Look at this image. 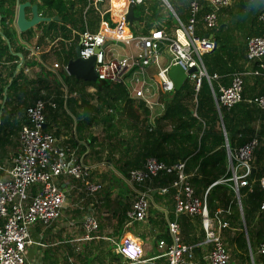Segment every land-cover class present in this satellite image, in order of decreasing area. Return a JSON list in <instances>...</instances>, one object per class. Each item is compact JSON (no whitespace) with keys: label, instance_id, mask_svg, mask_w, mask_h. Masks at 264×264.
<instances>
[{"label":"built area","instance_id":"1","mask_svg":"<svg viewBox=\"0 0 264 264\" xmlns=\"http://www.w3.org/2000/svg\"><path fill=\"white\" fill-rule=\"evenodd\" d=\"M98 1V0H95ZM145 0H125L121 18L126 23L125 7L129 2L134 5ZM200 0H188V17L182 23L177 18V24L172 32L164 27L151 28L145 34L131 36L112 35L107 32V24L95 31L84 28L78 33L79 56L86 58L93 56V70L95 79L109 83H117L124 87L128 98L137 100L147 109L154 106L163 107L161 96H168L174 91L172 79L168 75L171 63H178L183 67L185 78L192 82L197 90L201 80L205 79L209 85L214 103L226 108L242 99L243 71L231 75L227 85L217 84L214 93L210 80L217 79L215 73L208 74L201 60V54L214 46V41L207 35L198 36L194 33ZM208 8L201 15L204 29L211 28L216 22V11L219 6L226 5L230 0H204ZM121 8V9H122ZM258 19L264 27V7L258 14ZM109 27V25H108ZM106 28V29H105ZM104 29V30H102ZM111 39H109V38ZM132 40L137 49L135 53H120L108 50L107 44L124 45ZM245 57L248 61H256L258 68L252 74H264V32L247 38L245 43ZM26 57L36 54L38 49L34 45H26ZM166 51V52H165ZM162 52L169 58L162 59ZM53 63V67H57ZM189 67L194 70L187 72ZM65 69V65H63ZM247 102L258 107L264 117V96L254 95L246 99ZM195 102V98H193ZM51 106L54 103L48 102ZM45 101L35 98L23 108L24 121L17 131L18 149L8 159V165L0 168L4 174L0 175V264H25L24 251L31 243L28 229L35 223L49 225L56 220L72 189L77 188L85 194L91 195L101 184L89 180V169L81 158H74L57 148V136L43 129L45 123ZM192 114L195 106L192 104ZM257 145V138L250 136L245 142L232 150L225 145L227 167L230 176L219 178L218 182L231 181V188L238 199L239 186L250 188L249 174L252 171L251 160L253 149ZM158 173L173 174L169 186L161 187L162 192L172 188L175 217L166 220L168 241L159 238L156 241L160 255L164 256L165 264H193L194 251L199 249V257L203 264H228L229 254L218 230L225 228L228 223L224 219L216 220L208 212L206 193L209 185L201 195L194 194L185 172L184 161L176 160L166 164L156 158L146 157L141 166L127 170L122 180L133 192L130 207L125 215L128 220H143L150 201V189L139 188L145 181H149ZM72 177L78 183L73 186L61 185L59 178ZM258 184L264 192V175L259 177ZM258 211L264 222V197L258 203ZM220 213V209H216ZM198 216L203 231L201 241L184 242L180 238L179 226L176 221L178 214ZM81 225L84 237L88 238L97 228L96 218L90 208L83 214ZM126 263L143 261L142 249L139 244L124 240L115 247ZM256 253L261 257L260 264H264V236L256 247Z\"/></svg>","mask_w":264,"mask_h":264},{"label":"trees","instance_id":"2","mask_svg":"<svg viewBox=\"0 0 264 264\" xmlns=\"http://www.w3.org/2000/svg\"><path fill=\"white\" fill-rule=\"evenodd\" d=\"M17 1L25 0H0V58L17 59L16 55L11 53L14 51L21 53L25 59L28 48L24 43L30 42L34 28H36L38 33L33 43L37 47L45 44V37L70 38L72 42L61 60H59L61 56L55 51L38 54L41 61L50 54L56 56L61 63L60 67H62L70 57H73V48L77 43L78 33L83 30L80 16L86 4L85 0H27L29 3L37 5V11L41 15L51 18L21 32H17L13 25ZM167 2L180 19L186 18V0H167ZM176 2L179 3V11L176 9ZM140 5L143 6V10L135 8L133 13L142 23L143 30L158 24L161 20L169 25L171 14L167 10L168 15L163 18V14L160 12L161 0H156V2L145 0ZM263 6L264 0H230L228 4L219 6V14L234 8V18L230 22H223L219 19V23L215 22L213 27L203 30L211 34L214 40V46L201 54L206 72L209 75L217 74L219 84L222 85L228 84L233 73L244 72L242 99L228 108L219 105V110H217L205 79L201 80L197 90H194L192 83L185 80L179 89L174 90L168 96H161L163 110L153 119V125L150 127L146 122L147 108L141 102L132 105L120 84L97 79L83 81L84 85L94 86L95 91L92 98L94 97L95 101L90 103L81 97L79 101L81 109L77 112L78 114L75 113V109L70 107L71 101H75V99L68 95L57 96V110L58 108L60 110L64 105L74 111V113H70L74 116L76 139L79 137L77 130H83L92 125H101L102 135L98 139L99 148L105 151V163L113 167L120 175L124 176L127 170L141 166L144 159L149 156L166 164H171L179 159L183 160L185 172L195 194L200 195L209 185L206 193V205L209 212L212 213L216 207L224 209L229 206L232 209L229 223L234 225L233 222L238 221L237 235L234 240L237 247L242 249L238 256L242 257L244 253V258L247 260L246 242L243 232L240 230V221L237 218L238 211L236 198L231 188L232 183L231 181L218 182L217 180L230 176L226 163L225 145L232 150L250 136H255L257 145L252 152L251 166L253 170L249 174L251 186L250 188L239 186L237 191L248 235V244L250 247L257 244L264 234L258 211V203L264 197V192L258 184L259 177L264 175V127L260 125L259 129L255 130L252 121L257 118L260 123L264 124V117L262 111L254 104L247 102L246 99L254 95L264 96V74H252V70L258 68L256 61H250L248 68L245 66V61H248L245 57V43L248 37L264 32V27L258 19V13ZM28 9L29 7H25L24 10L28 11ZM94 10L93 7H88L83 11V15L87 12L93 15L89 21V25L92 27L96 25ZM205 10L206 8L202 5L197 12L196 23L201 21V15ZM53 16H56V19H52ZM71 28L78 31V33H74L75 37L70 36ZM204 32L195 28V33L198 35ZM5 39L9 43V48ZM27 59L37 61L36 58L29 57ZM34 60H25V63L31 65ZM262 61L264 62V55ZM41 67L43 68L42 65ZM45 72L43 74L39 72L36 77L28 80L33 86L37 85L38 94H40V88H49L44 80L48 71ZM249 75L253 77L251 88L246 87V76ZM15 82L16 80L12 79L9 87H13ZM210 83L216 93L215 82L210 80ZM69 90L73 89L67 87V93ZM29 91H33V89L30 88ZM193 98H195V102H193ZM192 104L195 106V115L192 114ZM105 109L108 110L105 111ZM167 125L168 128H166ZM12 131L13 129L5 127L4 117L0 116V145ZM95 141L96 137L92 135L86 139L88 146H92L93 142L97 143ZM111 174L116 180L124 183L119 176L113 172ZM172 178L173 174L158 173L150 181L144 182L138 187L156 190L169 186ZM169 191L171 190L169 189ZM158 199L159 196L155 191L152 200L158 203ZM146 217L148 218V212ZM177 221L184 240L193 242L201 238L202 231L196 219H190L181 214ZM159 237H165L168 240L164 233L155 236L154 240ZM195 252L199 253L198 248Z\"/></svg>","mask_w":264,"mask_h":264},{"label":"crops","instance_id":"3","mask_svg":"<svg viewBox=\"0 0 264 264\" xmlns=\"http://www.w3.org/2000/svg\"><path fill=\"white\" fill-rule=\"evenodd\" d=\"M103 1L104 0H98V1L85 0L86 4L82 9V13L80 16L81 24L83 27L82 29L87 28L89 30L95 31L101 27V24L103 25L104 23H106L107 32L112 35H121V34L126 35L130 33L131 36H134L136 34H145L151 28H160V27H164L167 31L172 32V30L175 28L177 24V18L182 23H184L188 17V0H186L187 16L184 19L185 21H183L176 15V13L174 12V10L171 8L170 5L168 7L162 1L165 4L164 6L166 10L170 12L171 17H173L174 19L172 25H167L163 20H161L158 24L156 25L154 24L150 28L143 30L142 23L139 21L138 26L136 25L133 26L135 33L132 34V32L129 31L128 25H130L132 23V20L134 18H137V16H135L133 13L134 17L131 19V21H128L125 18L127 20V22L125 23L122 20L121 11L123 10L122 7L124 6L125 0H121L122 2H120L119 0H106L107 6L102 9L100 7V4ZM154 1L156 0H148V2H154ZM113 2H115L116 5H114ZM199 5H200L199 9H201L202 5L206 9L208 8L204 0H200ZM88 7L90 8L93 7L95 9L94 13L96 15V25L94 27L89 25V21H87L85 15H83V11L86 10ZM36 9H37V5H36ZM124 10L126 14L127 6L125 7ZM37 12L39 15H41L39 11ZM234 13H235L234 8L228 9L226 11H222L220 14L218 9L216 11V22L219 23V19L223 22H230L234 18ZM24 14L25 17L27 18L30 17L31 15L30 8L28 9V11L24 10ZM42 16H46V15H42ZM91 18H93V15L91 16ZM118 23H121V31H113ZM35 25H32L31 27H34ZM195 28L199 29L201 32H204L203 31L204 28L201 21L196 23ZM37 33H38V29L34 28L33 37L31 38L30 42L24 44L34 45L33 42ZM74 33H78V31L75 28H71L70 36L71 37L74 36ZM194 33H195V29H194ZM201 35L202 36L207 35L213 40L211 34H208V32H204L202 34H199L198 36ZM59 41H63V42H59ZM70 41H71L70 38L64 39V38H60L59 36H56L54 38L45 37L44 40L45 44L41 45L40 47L38 46L36 54L29 56L31 58H36L38 62L35 61L34 59H27L29 57L27 58L25 57L24 59L21 53H20L21 57L16 56L17 59L0 58V116L4 117L5 127L7 129L10 128L13 129L12 133H10L7 136V138L3 140L4 142L0 145L1 146L0 165L2 167L8 165L9 157L12 154H14L15 151L18 149L17 131L19 125L24 121V115L22 110L24 106L30 104L35 98H41L45 101L44 110H45L46 120L43 125V129L47 131H51L57 136V142H56L57 148L63 149L64 153L70 154L74 158H81L83 162L86 165H88L87 166L88 168H92L90 169V171L95 170L99 166H104V164H107L104 161V157L103 158L99 157V155L104 152V149L102 150L99 148V144H98L99 140L95 141L97 143L93 142L92 146L91 145L88 146L86 142V139H88V137L90 136L89 127L80 130V132L78 131L79 137L76 139V134L74 133V123L72 122L71 119L65 120L62 111H60L61 109H68V108L63 105L60 110L59 108L57 110V96L59 95L61 96L63 95V97L68 95L69 97L75 99V101L72 100L70 103V107L72 109H75V111L76 109L78 110L81 109L79 106V101L81 97H83L85 100H87L90 103H94L93 102L94 99L92 98L95 91L94 86L84 85V83H82L80 85H77L78 88L76 89L73 85H71V89L73 90H69L67 93L66 85L63 84L62 80L57 75L56 69L58 70V68H60L61 63L56 59V56L50 54L43 61H41L38 57L39 53H43L47 51H49V53L51 51H55V53H58L59 56L64 57L65 52L67 51L68 47L71 44V43L69 45L66 44L65 46L64 43ZM76 44H78V39ZM53 58H55L56 60L50 64V59ZM168 58L169 55L167 53L164 55L163 53L162 59L167 60ZM25 60L26 61L34 60V62L31 65H27L25 63ZM54 62L58 64L57 67H53ZM250 63H251L250 61L249 62L245 61V66L248 68V65ZM41 65L43 66V68L41 67ZM45 71H48V74L46 78L44 77V80L49 85V88L48 89L40 88L39 90L40 94H38L36 90L37 85L33 86L32 83L29 82L28 80L36 77V75H38L39 72H42L43 74ZM12 79H15L16 82L13 84V87L10 88L9 86ZM185 80H188L190 83H192L188 78H185L184 81ZM252 80H253L252 75H249L248 77L246 76V87L251 88ZM213 81L216 84V92H217V84L219 83V79L218 78L213 79ZM30 88H32L33 91H29ZM130 101L132 102V105L136 104V102H139L133 99H130ZM48 102L54 103V106H51ZM218 108L217 110H219ZM156 109L157 111L154 112ZM162 110L163 109L161 107H156L155 109H147L150 115L148 119L151 125H153V121H154L153 119L156 116H158V114H160ZM69 114L71 115L70 112ZM252 125L255 130H258L260 125L264 127V124L260 123V121L257 118H254V120L252 121ZM90 152L96 154L95 158H91V156L88 155ZM226 163H227V157H226ZM112 169L114 170L113 167ZM111 172H113L114 174H116L121 178L120 174L115 170ZM3 174H4L3 169L0 168V175ZM102 175H104V173ZM58 181L61 185L64 184V186H70V185L75 186L78 183V181L73 179L72 177H67L63 179L59 178ZM95 181L99 182V180H95ZM101 187L91 195L85 194L82 190H79L78 187L73 188L72 195L68 198L66 205L62 208V212L56 220H54L52 223L46 226L40 223H35L29 227L28 233L31 239V243L26 246L24 251L25 264H165V258L164 256L160 255V252L156 246L157 239L159 238L165 239V237H159L156 240H154V237L164 233L169 239L167 233L166 220H170L175 217L173 211L174 199H173L172 188L169 187L164 192H162L161 187L156 190L150 189L149 191L150 201L147 208L148 218L146 217L147 216L146 213V216L143 220H128L125 215V211L127 208L130 207L133 198L130 199L131 201L130 202L128 197H126L124 194L122 197L121 196L122 193L115 185L107 186L108 189L107 191L104 192H101ZM169 189L171 191H169ZM155 191L159 196L158 203L152 200V195ZM130 192L132 194V197H134L131 189ZM163 195H167L170 199L167 202L168 206L165 204L166 201L165 198L161 197ZM235 200H236V208L238 211L237 218L239 219L241 224L240 230L243 232V236L247 245L246 249L247 248L249 249V253H247L250 262L249 264H260L261 257L256 253V247L262 239L259 240L257 244H254V253H253L250 250L251 247L248 244V235L243 221L239 194H238V199L236 198ZM87 208H90L92 210L97 221V228L95 231H92L90 233V236L88 238H85L83 235L84 230L81 225V220ZM216 209H220V213L216 212ZM231 213H232V209L229 206H226L224 209H222L221 207H216L212 213L209 212V214L211 216H214L216 220H219L220 218L227 221L228 225L225 228L218 230V234L220 232L221 239L225 244V246L227 247L228 254L232 253L234 257L238 258L239 257L238 253L242 252V249L237 247L234 240L237 235L236 232H237L238 221L233 222L234 225L229 223ZM181 214H178L176 216V221L179 215ZM186 216H188V218L190 219H196V222L199 228L201 229L198 216L196 215H186ZM261 221L264 229V222L262 218ZM179 233H181L180 227H179ZM180 238L184 242H191L184 240L183 235H181ZM202 238H203V231L201 238L196 241H201ZM124 240H130L140 245L142 249L143 261L135 262V263L125 262L123 256L115 249V247L117 245H120ZM253 254H257L255 260L254 257L252 256ZM239 258L243 259L244 253L243 256ZM193 264H203V262L199 257V253L196 254L195 251H194ZM228 264H242V261H238V260L232 261L229 259Z\"/></svg>","mask_w":264,"mask_h":264},{"label":"rangeland","instance_id":"4","mask_svg":"<svg viewBox=\"0 0 264 264\" xmlns=\"http://www.w3.org/2000/svg\"><path fill=\"white\" fill-rule=\"evenodd\" d=\"M154 2H156V1H154ZM161 2H162V0H161ZM140 4H142V3H139V4H136V5H134V7H133V11H134V9L136 8V9H138V10H143V6L142 5H140ZM176 4V9H177V11H179L178 10V4H177V2L175 3ZM165 4L162 2V7H161V9H160V12L163 14V18H165L168 14H167V10H166V8H165V6H164ZM107 6V3H106V0H104L101 4H100V7L103 9V8H105ZM91 16H92V14L90 13V12H87L86 14H85V18H86V20L87 21H90V19H91ZM136 16V15H135ZM183 21H185V20H183ZM174 22V19H173V17H171V20H170V23H169V25H172V23ZM138 23H139V19H137V18H134L133 20H132V23L130 24V25H128V28H129V31L130 32H132V34H134L135 33V31H134V29H133V26H138ZM109 25V24H108ZM59 42H63V41H59ZM71 43V41L70 42H67V43H64V45L66 46V44H70ZM107 47L109 48L108 50H111V51H115V50H117V51H119L120 53H122V52H124V53H135V51L137 50L136 48H135V46L133 45V42H132V40H129L128 42H124V45L123 46H121V45H113V43L112 42H110V43H108L107 44ZM73 51H74V49H73ZM166 52V51H165ZM74 54V53H73ZM166 53H164V55H165ZM162 56H163V52H162V54H161ZM56 59H58L57 57H56ZM55 58H53V59H50V64L53 62V61H55L56 60ZM62 59V57H59V60H61ZM62 68V69H61ZM56 71H57V75L60 77V79L62 80V82H63V84H65L69 89L71 88V85H73L76 89L78 88L77 87V85H80V84H82L83 83V81H85V80H83V79H81V78H75L73 75H71V74H69V73H67V71L63 68V66L62 67H60V68H58V70L56 69ZM46 73V72H45ZM78 94V93H77ZM93 99H94V97H93ZM95 101V100H94ZM93 101V102H94ZM157 106H154L153 107V109H155ZM106 110H108V109H105V111ZM60 111H62V113H63V115H64V118H65V120H69V119H71L72 120V122H73V118H74V116H72V115H70L69 114V112H73L74 113V111L72 110V109H61ZM79 110L78 109H76V112L75 113H77ZM157 111V109L154 111V112H156ZM78 114V113H77ZM159 115V114H158ZM148 117H150V115H149V113L147 114V116H146V122H147V125L150 127V126H152L151 125V123H150V121H149V119H148ZM74 123V122H73ZM166 128H168V125L166 126ZM77 131H79L80 132V130H77ZM89 131H90V135H92V136H95L96 137V140H98L100 137H101V135H102V130H101V125L100 124H97V125H92V126H89ZM104 153H105V151L103 152V153H101L100 155H99V157H101V158H103L104 157ZM88 155H90L91 156V158H95V156H96V154H94V153H92V152H90ZM94 160H96V159H94ZM83 161V160H82ZM84 163V162H83ZM84 165H86L85 163H84ZM86 166H88V165H86ZM89 170V180H99V182L102 184V187H101V192H104V191H107V189H108V187L107 186H113V185H115V186H117L118 187V189H119V191L122 193L121 194V196L123 197V194L126 196V197H128V199H129V201H130V199H132L133 197H132V194H131V192H130V189H129V186L125 183H122V182H119L118 180H116L114 177H113V175L111 174L112 172L111 171H114L113 169H112V167L111 166H109V165H107V164H104V166H99L98 168H96L95 170H91L90 171V169H92V168H88ZM104 173V177L105 178H102V174ZM112 175V176H111ZM116 188V187H115ZM234 194H235V192H234ZM161 197H164L165 198V204L168 206V204H167V202L170 200L169 199V197L167 196V195H163V196H161ZM234 197H235V195H234ZM131 202V201H130ZM182 235V233H180V236ZM247 246V245H246ZM226 247V246H225ZM227 248V247H226ZM253 253H254V245H251V249H250ZM246 251H247V253H249V249L247 248L246 249ZM256 255L257 254H253L252 256L254 257V260L256 259ZM233 255H232V253L231 254H229V259L230 260H232V261H234V260H238V261H242V264H249L250 262H249V259L247 260V259H245V258H243V259H240L239 257L237 258V257H232Z\"/></svg>","mask_w":264,"mask_h":264},{"label":"water","instance_id":"5","mask_svg":"<svg viewBox=\"0 0 264 264\" xmlns=\"http://www.w3.org/2000/svg\"><path fill=\"white\" fill-rule=\"evenodd\" d=\"M168 7L169 4L166 0H162ZM29 7L30 8V17H25L24 14V8ZM133 7L134 4L132 2H129L127 5V12L125 14V18L128 21H131L133 16ZM56 18V17H52ZM50 18L47 16L39 15L36 9L35 3H29V1L25 0L22 2H17L15 5V12L13 17V25L17 32L24 31L28 27H31L32 25L37 24L39 21H45L49 20ZM5 42L7 44V47L9 48V43L5 39ZM79 45L76 44L74 46V57L70 58L65 63V70L67 73L73 75L75 78H81L85 81H94L95 80V74L93 70V56H89L86 58H83L79 56L78 54ZM12 54H15L16 56L21 57V54L19 52L11 51ZM194 70V67H189L187 69V72H191ZM168 75L172 79L173 87L175 90L179 89L182 82L185 79V73L183 70V67L179 65L178 63H171L168 68Z\"/></svg>","mask_w":264,"mask_h":264},{"label":"bare ground","instance_id":"6","mask_svg":"<svg viewBox=\"0 0 264 264\" xmlns=\"http://www.w3.org/2000/svg\"><path fill=\"white\" fill-rule=\"evenodd\" d=\"M119 1L122 2L121 0H119ZM115 2H113L114 5H116ZM113 31H121V23H118L117 26L115 27V29ZM122 31H123V29H122Z\"/></svg>","mask_w":264,"mask_h":264}]
</instances>
